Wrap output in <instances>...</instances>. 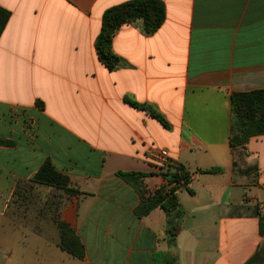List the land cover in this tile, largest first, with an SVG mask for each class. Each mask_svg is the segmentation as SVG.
I'll use <instances>...</instances> for the list:
<instances>
[{"label": "crops", "instance_id": "1", "mask_svg": "<svg viewBox=\"0 0 264 264\" xmlns=\"http://www.w3.org/2000/svg\"><path fill=\"white\" fill-rule=\"evenodd\" d=\"M127 1L0 0V264H264V135L228 144L229 95L264 90V0H161L156 32L116 30L108 70L94 43ZM150 148L191 177L173 247L163 210L135 213L172 172ZM46 162L75 194L31 182ZM52 209L83 259L59 248Z\"/></svg>", "mask_w": 264, "mask_h": 264}, {"label": "trees", "instance_id": "2", "mask_svg": "<svg viewBox=\"0 0 264 264\" xmlns=\"http://www.w3.org/2000/svg\"><path fill=\"white\" fill-rule=\"evenodd\" d=\"M9 19V12L0 8V36ZM165 20V6L161 0H131L107 9L101 20L100 32L95 40L94 47L99 60L108 70H114L120 62L112 49L111 43L116 30L124 25L136 21L141 23L145 35L156 32ZM232 114L231 135L229 146L231 148L243 147L247 141L259 135H264V90H254L244 93L229 95ZM129 104L145 111L149 116L166 126L163 117L155 110L134 102ZM10 143L1 141L0 145ZM169 170V169H168ZM205 173H216L218 169H210ZM167 179V187L155 191L152 195H145L139 191L140 203L135 210L138 217L145 216L155 208L163 210L167 217L166 235L169 246H174V240L179 232V220L182 211L176 198V189H187L190 174L181 166H177L171 173H162ZM126 183L140 187L141 173H118ZM32 183L53 187L62 190L65 194H75L76 191L69 187V179L56 172L49 162L44 163L31 180ZM171 185H174L170 187ZM53 222L59 231V248L76 259H83L84 249L78 238L67 224L54 214Z\"/></svg>", "mask_w": 264, "mask_h": 264}, {"label": "built area", "instance_id": "3", "mask_svg": "<svg viewBox=\"0 0 264 264\" xmlns=\"http://www.w3.org/2000/svg\"><path fill=\"white\" fill-rule=\"evenodd\" d=\"M147 157L149 159H152L162 165L167 166L169 169H171L173 171V169H175L178 165L175 164L168 156V153L166 150L163 149H153L150 148L147 151ZM174 185H171L170 187H172ZM182 188H178L176 189L175 193L179 190H181Z\"/></svg>", "mask_w": 264, "mask_h": 264}, {"label": "rangeland", "instance_id": "4", "mask_svg": "<svg viewBox=\"0 0 264 264\" xmlns=\"http://www.w3.org/2000/svg\"><path fill=\"white\" fill-rule=\"evenodd\" d=\"M56 198H57V197H56ZM56 198L54 197V199H56ZM56 200H57V199H56ZM22 201H23L24 205L27 206L28 203H32L33 200H32V199H31V200H28L27 197H24ZM51 211H52V214H51V215H52V218H54V211H53V209H52ZM10 216H11V215L9 214V217H10ZM3 223H4V221L0 219V231H1V225H2Z\"/></svg>", "mask_w": 264, "mask_h": 264}]
</instances>
